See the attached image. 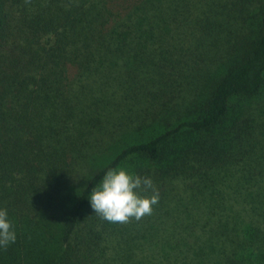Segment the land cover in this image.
I'll use <instances>...</instances> for the list:
<instances>
[{"label":"trees","instance_id":"obj_1","mask_svg":"<svg viewBox=\"0 0 264 264\" xmlns=\"http://www.w3.org/2000/svg\"><path fill=\"white\" fill-rule=\"evenodd\" d=\"M0 208V264H264V0H0Z\"/></svg>","mask_w":264,"mask_h":264},{"label":"clouds","instance_id":"obj_2","mask_svg":"<svg viewBox=\"0 0 264 264\" xmlns=\"http://www.w3.org/2000/svg\"><path fill=\"white\" fill-rule=\"evenodd\" d=\"M148 193H151L150 195ZM159 195L150 177L125 168L109 169L92 191L89 202L95 214L109 222H127L151 214ZM17 234L6 209L0 208V247L14 244Z\"/></svg>","mask_w":264,"mask_h":264}]
</instances>
